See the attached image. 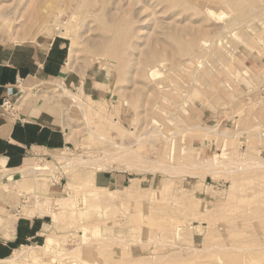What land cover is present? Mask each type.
<instances>
[{
    "label": "rangeland",
    "instance_id": "374dc122",
    "mask_svg": "<svg viewBox=\"0 0 264 264\" xmlns=\"http://www.w3.org/2000/svg\"><path fill=\"white\" fill-rule=\"evenodd\" d=\"M52 37L111 87L26 90L71 144L0 178L49 215L46 250L3 264H264V0H0L1 41ZM96 170L129 181L95 188Z\"/></svg>",
    "mask_w": 264,
    "mask_h": 264
},
{
    "label": "crops",
    "instance_id": "0c3cea01",
    "mask_svg": "<svg viewBox=\"0 0 264 264\" xmlns=\"http://www.w3.org/2000/svg\"><path fill=\"white\" fill-rule=\"evenodd\" d=\"M67 58L62 37L13 43L0 40V105L4 98L13 104L8 111L0 106V178L10 179L16 172L28 171L44 152L66 149L71 144L68 129L42 103L44 94H40L41 100L33 97L23 103L27 89L57 81L67 87L77 84L89 97L109 93V74L97 72L80 78L68 66ZM21 92L24 94L15 106ZM128 181L124 172L96 170L92 175L95 188L117 190ZM21 212L12 193L0 188V261L11 258L22 246H39L46 241L49 215Z\"/></svg>",
    "mask_w": 264,
    "mask_h": 264
},
{
    "label": "bare ground",
    "instance_id": "6f19581e",
    "mask_svg": "<svg viewBox=\"0 0 264 264\" xmlns=\"http://www.w3.org/2000/svg\"><path fill=\"white\" fill-rule=\"evenodd\" d=\"M114 7H116V6H114ZM101 8V7H100ZM103 8H104V5H103ZM113 9H115L116 10V8H113ZM110 13H112V12H110ZM109 14V13H108ZM133 20V19H132ZM135 21H137V20H135ZM60 33H61V35H63V37L65 38V39H69V34H67V31H64V30H62V31H60ZM69 36V37H68ZM70 40V39H69ZM76 40V39H75ZM75 43L77 44V42H75L72 38H71V47L69 48V53H68V55H69V59L71 58H73V56H74V52H75ZM68 61V60H67ZM204 76V75H203ZM166 89V88H165ZM221 159V158H220ZM220 159H219V161H220ZM214 160V162H217V160H215V159H213ZM212 164V163H211ZM221 164V163H220ZM213 166L214 165H216V164H212ZM100 166V165H99ZM43 169H45V166H42L41 164H37V165H35V166H33V167H31V168H29V170H31L32 172H37L38 170H43ZM24 175V174H23ZM25 176V175H24ZM26 177V179H27V177L28 176H25ZM29 178V177H28ZM20 179V178H19ZM19 179H18V182H20L19 181ZM101 189H103V188H101ZM35 197V196H34ZM35 201V200H34ZM36 202L37 203H39L37 206H35V209H34V211L33 210H27V208H24L23 209V213H26V214H32V213H34V212H40V213H43V212H45V210H47L46 208H43L42 206H41V203H40V200L38 199V200H36ZM42 203H44V202H42ZM46 204V203H45ZM47 205V204H46ZM46 205H45V207H46ZM34 208V207H33ZM33 215V214H32ZM46 244L44 245H40V246H37L39 249H44V250H46ZM33 247H30V246H22L20 249H18V250H16L15 252H14V254L12 255V257L11 258H9V259H7L6 261H0V263L1 264H3V263H6V262H11V263H16V260H18V259H22V258H24V257H28V255L30 254L29 253V251L32 249Z\"/></svg>",
    "mask_w": 264,
    "mask_h": 264
},
{
    "label": "built area",
    "instance_id": "2783aa9c",
    "mask_svg": "<svg viewBox=\"0 0 264 264\" xmlns=\"http://www.w3.org/2000/svg\"><path fill=\"white\" fill-rule=\"evenodd\" d=\"M9 94H12V92H10L9 91ZM14 94V93H13ZM12 102H11V100L9 99V98H4L3 100H2V103H1V108L4 110V111H8V110H10V109H12ZM61 172L62 173H65L63 170H61ZM53 185H57V184H59L58 182H53L52 183Z\"/></svg>",
    "mask_w": 264,
    "mask_h": 264
}]
</instances>
